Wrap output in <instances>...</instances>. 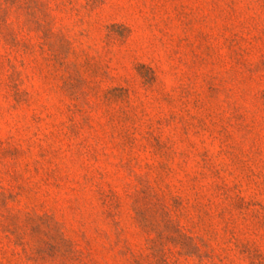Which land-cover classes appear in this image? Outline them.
I'll list each match as a JSON object with an SVG mask.
<instances>
[{
  "label": "rangeland",
  "instance_id": "obj_1",
  "mask_svg": "<svg viewBox=\"0 0 264 264\" xmlns=\"http://www.w3.org/2000/svg\"><path fill=\"white\" fill-rule=\"evenodd\" d=\"M0 264H264V0H0Z\"/></svg>",
  "mask_w": 264,
  "mask_h": 264
}]
</instances>
